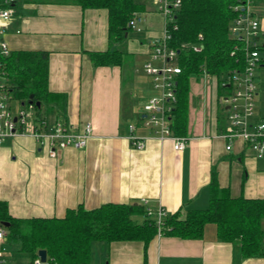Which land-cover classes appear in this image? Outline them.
<instances>
[{
  "label": "crops",
  "instance_id": "crops-1",
  "mask_svg": "<svg viewBox=\"0 0 264 264\" xmlns=\"http://www.w3.org/2000/svg\"><path fill=\"white\" fill-rule=\"evenodd\" d=\"M136 1L142 5L141 30L131 28L123 50L111 41L107 8H83L70 0H16L4 40L10 51L49 52V90L66 95L64 111L56 107L48 114L49 125L64 120L80 132L90 122L92 133L86 146L60 149L54 157L30 134V126L3 140L0 200L7 201L13 216L61 218L79 204L93 209L143 200L153 212L162 207L167 214L180 211L184 216L189 209L209 206L213 172L233 197H264V155L258 156L242 137L226 148L228 140L221 134L228 111L222 96L228 89L221 90L214 75L190 79L183 150L146 123L144 105L160 91L144 89L138 73L145 71L152 42L163 36L166 21L155 0ZM250 18L259 22L256 41L262 56L250 117L258 122L264 119V0H251ZM114 49L123 50L120 64L95 65L91 52ZM15 100L8 101L10 110ZM17 101L19 111L23 102ZM130 126L145 139L144 148L133 146ZM0 249L2 264H36L40 258L33 260L6 235ZM88 264H264V255L244 257L239 240L219 239L216 225L207 223L202 238L158 233L147 247L142 240L93 241Z\"/></svg>",
  "mask_w": 264,
  "mask_h": 264
},
{
  "label": "trees",
  "instance_id": "trees-1",
  "mask_svg": "<svg viewBox=\"0 0 264 264\" xmlns=\"http://www.w3.org/2000/svg\"><path fill=\"white\" fill-rule=\"evenodd\" d=\"M83 8H107L111 41L122 42L131 30L130 20L142 10L136 0H70ZM244 0H183L169 25V45L179 52L181 72L176 75V102L171 111L175 135H188L190 79L203 74L216 77L222 90L231 92L229 76L246 66L244 43L233 34L231 26L242 12L235 6ZM202 36V38L200 37ZM200 44L196 51L193 45ZM123 50L91 52L95 65L120 64ZM49 52L15 50L0 53V82L9 99L32 102L38 122L47 120L56 107L64 111L66 95L49 90ZM226 82V83H225ZM33 94V98H30ZM41 105L38 106L37 102ZM59 119V118H58ZM61 119V117H60ZM143 202L104 203L87 209L83 204L70 208L64 217L19 218L9 211L7 201L0 200V227L7 240L19 244L20 250L38 257L47 251L49 264H88L93 241L142 240L146 247L159 233L156 214L149 215ZM143 218L140 221L138 218ZM264 197H233L221 187L213 172L210 203L202 209H189L167 214L161 234L183 238H202L205 225L214 223L217 236L223 241H240L244 257L264 255Z\"/></svg>",
  "mask_w": 264,
  "mask_h": 264
},
{
  "label": "built area",
  "instance_id": "built-area-1",
  "mask_svg": "<svg viewBox=\"0 0 264 264\" xmlns=\"http://www.w3.org/2000/svg\"><path fill=\"white\" fill-rule=\"evenodd\" d=\"M183 0H155L158 9L165 17V29L163 36L152 42V58L144 65L145 71L152 77L155 87L162 92L160 96L149 99L144 105L146 111V123L158 127L160 138L170 139L176 150H183L188 141L187 136H178L173 133L169 123L171 111L176 102V75L181 72L178 63L179 52L169 45L171 33L169 25L174 21L176 12L181 8ZM16 0H0V53L8 55L11 51L4 40V33L7 23L14 12ZM235 6V9H242V12L234 20L231 28L233 34L237 36L246 49V66L242 71H234L227 83L232 84L231 92L222 96L224 104L227 105L228 125L221 134L228 140L227 149L232 147L233 139L242 137L246 143L256 151L258 156L264 155V119L258 122H251L250 117L255 114L257 86L255 83V69L261 63L260 45L256 41L259 32V22L250 18L251 0H244ZM142 16L135 13L130 20L133 29L141 30L140 23ZM202 38V36H200ZM196 51H200V44L193 45ZM157 61L159 63H154ZM226 83V82H225ZM4 84L0 83V146L6 137L15 136L19 130H25L30 126V134L33 135L42 145H46L50 156H56L58 150L69 146L81 148L86 146L92 133V125L87 122L80 132L73 131L64 120H57L49 125L48 120L38 122L36 119V107L32 102L24 101L15 115L8 107L9 96L4 92ZM134 126H130L129 138L134 147L142 149L145 147V139L137 137L134 133ZM147 205L148 201L143 200ZM148 214H156L159 224V233L163 224V219L167 215L164 208L159 207L153 212L147 208ZM5 231L0 227V239L5 237ZM3 249H0V264L3 262ZM41 259L35 260L40 264Z\"/></svg>",
  "mask_w": 264,
  "mask_h": 264
},
{
  "label": "rangeland",
  "instance_id": "rangeland-1",
  "mask_svg": "<svg viewBox=\"0 0 264 264\" xmlns=\"http://www.w3.org/2000/svg\"><path fill=\"white\" fill-rule=\"evenodd\" d=\"M127 39V37L122 41V42H119L118 44H119V49H123V50H125V48H127L126 47V40ZM154 63H159V62H157V61H154ZM257 68H259V66H257ZM255 69V73L257 72V70L258 69ZM139 75H138V79L139 80H141L142 81V85H143V87H144V89H146V90H148V91H150V92H152V93H154V94H159V91H160V95L162 94V92H161V90L160 89H157L156 87H155V84H154V82H153V80H152V77L151 76H149V74L146 72V71H142V70H140L139 71V73H138ZM149 77H151V78H149ZM149 79H150V81H149ZM151 93V94H152ZM16 106H18L19 107V104H18V101L17 100H15L14 101V107L15 108H12L11 110L13 111V114H15V113H17L18 111H16ZM140 221H142L143 220V218L141 217V216H139V218H138Z\"/></svg>",
  "mask_w": 264,
  "mask_h": 264
},
{
  "label": "water",
  "instance_id": "water-1",
  "mask_svg": "<svg viewBox=\"0 0 264 264\" xmlns=\"http://www.w3.org/2000/svg\"><path fill=\"white\" fill-rule=\"evenodd\" d=\"M30 98H33V94H31ZM37 105L40 106L41 103L38 101ZM38 254L40 256L41 261L42 262H46V260H47V251L45 249H40Z\"/></svg>",
  "mask_w": 264,
  "mask_h": 264
}]
</instances>
